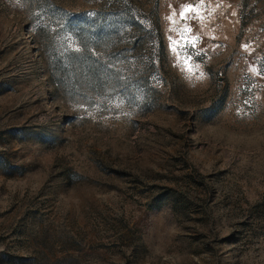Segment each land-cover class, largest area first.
I'll use <instances>...</instances> for the list:
<instances>
[{
  "label": "rangeland",
  "instance_id": "1",
  "mask_svg": "<svg viewBox=\"0 0 264 264\" xmlns=\"http://www.w3.org/2000/svg\"><path fill=\"white\" fill-rule=\"evenodd\" d=\"M0 264H264V0H0Z\"/></svg>",
  "mask_w": 264,
  "mask_h": 264
},
{
  "label": "snow or ice",
  "instance_id": "2",
  "mask_svg": "<svg viewBox=\"0 0 264 264\" xmlns=\"http://www.w3.org/2000/svg\"><path fill=\"white\" fill-rule=\"evenodd\" d=\"M194 7H195V4L185 6V7L182 9L180 15H181L182 17H184L185 13L191 11L192 8H194ZM170 19H171V17H170Z\"/></svg>",
  "mask_w": 264,
  "mask_h": 264
}]
</instances>
